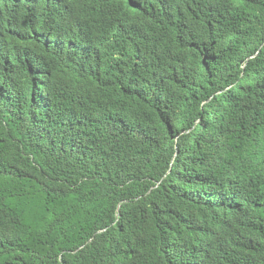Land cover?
Here are the masks:
<instances>
[{
	"label": "trees",
	"instance_id": "16d2710c",
	"mask_svg": "<svg viewBox=\"0 0 264 264\" xmlns=\"http://www.w3.org/2000/svg\"><path fill=\"white\" fill-rule=\"evenodd\" d=\"M0 264H264V0H0Z\"/></svg>",
	"mask_w": 264,
	"mask_h": 264
}]
</instances>
